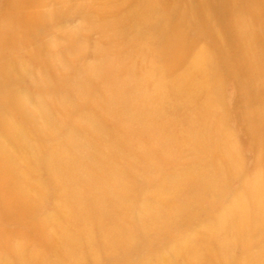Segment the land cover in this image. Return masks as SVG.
Segmentation results:
<instances>
[{
    "label": "rangeland",
    "instance_id": "obj_1",
    "mask_svg": "<svg viewBox=\"0 0 264 264\" xmlns=\"http://www.w3.org/2000/svg\"><path fill=\"white\" fill-rule=\"evenodd\" d=\"M25 1L0 0V264H264V71L220 38L206 82L178 80L211 23L240 36L252 0H146L124 37L111 24L136 0ZM57 210L93 221L56 256L55 223L31 218Z\"/></svg>",
    "mask_w": 264,
    "mask_h": 264
},
{
    "label": "bare ground",
    "instance_id": "obj_2",
    "mask_svg": "<svg viewBox=\"0 0 264 264\" xmlns=\"http://www.w3.org/2000/svg\"><path fill=\"white\" fill-rule=\"evenodd\" d=\"M19 1L21 2V5L24 6L23 3L25 0H18V2ZM141 1L144 2L143 5H142V3H140L139 0H136L133 2L130 1V4L128 5L129 7L126 6L124 8V10L122 12L123 14L121 15V17L119 19L120 21L118 20V22L111 24V26L114 25L115 26L114 28L119 30V32H117V34H119V35L122 34L123 37L126 36L127 32H125V31L128 30V28L131 25H133L134 23H136L138 21L140 14H142V10H144V9H146L147 11L149 10L150 1H148V3H146V0H141ZM25 2H28V0H26ZM203 4L205 5V8H208V5L210 6L209 0H203ZM229 5H231V6L233 5L232 1L229 2ZM252 7L256 10V15H251V14H248L247 12H245V13H240V14L236 15L234 18L235 21H238V23L244 25V28H239L237 30V33H240V36L238 38L235 37L236 34L233 33V31L235 32V30L232 29L231 25H229L231 27V28H229L231 33L225 31V33L219 32L217 34V31H215L216 25H219L222 22L216 21L215 24L211 23L210 24L211 30L209 31V33L211 34L212 37H211L210 41L205 42L199 48H195L196 53L194 55L190 56L189 60H187V58L183 60L184 70H183V73L179 77L178 80L184 79V81H185L187 77L193 76V77L198 78L199 83H201V84H203V82L205 83L207 80L206 76L210 75V73H207L208 71L207 70L205 71V69H203V66H204L205 61L208 59L207 54L209 53V50L211 48H214L215 46H223V45H218V44H220L219 42H221L220 38H222V40L223 39L225 40V42L228 44L229 48L230 47L231 48L237 47L238 43L244 44V43L248 42L247 44L249 45V48L247 49V51H245V54L247 53V55L249 57L246 58V62L254 65V66H252V68H254L257 71V72H255L256 73L255 76H258V77H260V75L262 76L263 71H264V66H262V62L264 61V29H263V26H264V0H252ZM210 8H211V6H210ZM246 9H247V7H246ZM22 14H23V11H22ZM222 21L224 22V20H222ZM238 23H236V24H238ZM255 25H257L256 28H255ZM252 33H253V35H251ZM210 45H211V48H210ZM240 52H242V51L239 50V54H240ZM254 52H255V56H256V58H255L256 63H254L251 60L252 53H254ZM228 60H229V58H228ZM244 60H245V58H244ZM229 72H231L232 75H234V74L237 75V77L239 75H241V72L238 69H233V70L230 69ZM143 73H144L143 77L140 78L141 81L136 82L137 86L142 84L143 81L145 82L147 89H148V86H150V90L152 89L151 84H153L154 88H155V86H158L157 83L161 79V78H158L156 76V74L158 75V72L153 73L151 70L145 69ZM147 78H150V80L146 82ZM130 82H132V84H133L135 82L134 78L132 81L130 80ZM160 82H161V80H160ZM189 90H191V89H188V91ZM146 92L148 95H145L143 98L144 99H149V98L151 99L150 92H148L147 90H146ZM181 92H183V90H181ZM245 99H246V101H248V100L250 101L252 98L248 96V98H245ZM151 123H154V120ZM160 130L161 129H159L158 132ZM227 139H228V141H227L228 144L233 142L230 135H228ZM64 146H66V145L63 142H59L58 146L55 149L46 147L47 154L50 155V159L52 160V162L54 161V158L56 156L57 157L62 156V154L64 152V150H63ZM231 146L232 147L235 146L234 142L231 143ZM99 172H102V170ZM111 172H112V170L107 171L106 173L109 174ZM246 177L249 179H252V178L255 179L257 177V173L255 172V173L248 174V175H246ZM167 178L170 179L169 177H167ZM257 181H258L257 185L255 182L254 187L255 188L259 187L260 188L259 193L264 195V179L263 180L261 179L260 181L257 180ZM120 182L121 181L116 180L117 184L113 185V187H112V191L117 196H121V194L124 193V192L118 191V190H124V187L121 185ZM124 185L127 187L126 183ZM35 189H37V187ZM34 194L36 197L35 200H37L39 202H40V200H43V197H44L43 193L39 192V190H35ZM45 194H46V192H45ZM117 196H116V199H117ZM244 200H245L244 197L239 198V200L237 202L238 205H236V206H239L238 207L239 209H242V207L244 206ZM116 203L120 204L119 199L117 200ZM19 204H20V201H19ZM105 204L106 203H104V205ZM113 204H115L114 201H113ZM32 205H34V203ZM81 205H83V204H81ZM88 206H89V204H88ZM236 206L231 211H229L228 209L225 211V213H227V217H229V218L231 217V213L233 212L234 209H236ZM25 207L27 208V210H29L31 205L27 204V206H25V203L19 205L20 209H24ZM30 210H31V208H30ZM44 211H46V210H44ZM34 215H33V218H31V222L35 223V224H32L34 230L36 229V227L39 230H42V227L44 228L45 225H49L50 223H55L56 229H57L59 235H58V237L55 236V237L51 238L50 247H47V249L49 248L50 250L49 249L48 250L51 253L56 254V256L59 254L62 255V254H64V252H68L69 245L73 242V241H71L72 238H74V237L79 238V237H84L87 235L86 231L83 230L82 227H78L79 225L86 226V225H89V223H91L93 221L92 215L90 213H85L84 214L85 216L81 217L79 219V224L77 225L78 222H77L76 217L73 216L72 214H68L67 212L65 213V211H64V213H62V210H57L56 214L53 217H51V219H50V213H48V214L45 213V216L42 218L37 217L36 214H34ZM79 215H80V213L77 214V216H79ZM95 221H99V219L96 218ZM232 224H233V222H232ZM70 225H72L74 228H69ZM88 232L89 231H87V233ZM56 237H57V239H56ZM68 239H69V241H67ZM52 243L55 244V249H54V244H52ZM263 250H264V248L262 249V251ZM18 252L19 253L16 254V256L20 260L21 259L20 255L22 253V250L19 249ZM37 264H48V263L44 262V263H37ZM53 264H55V263H53ZM57 264H63V263L57 262Z\"/></svg>",
    "mask_w": 264,
    "mask_h": 264
}]
</instances>
